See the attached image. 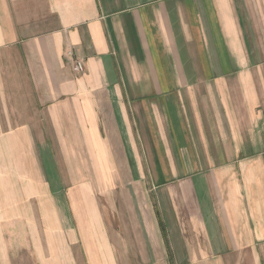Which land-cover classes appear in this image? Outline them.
<instances>
[{"label": "crops", "instance_id": "1", "mask_svg": "<svg viewBox=\"0 0 264 264\" xmlns=\"http://www.w3.org/2000/svg\"><path fill=\"white\" fill-rule=\"evenodd\" d=\"M0 264H264V0H0Z\"/></svg>", "mask_w": 264, "mask_h": 264}, {"label": "built area", "instance_id": "2", "mask_svg": "<svg viewBox=\"0 0 264 264\" xmlns=\"http://www.w3.org/2000/svg\"><path fill=\"white\" fill-rule=\"evenodd\" d=\"M73 67L76 72H83L85 70L83 61L79 59H74Z\"/></svg>", "mask_w": 264, "mask_h": 264}]
</instances>
